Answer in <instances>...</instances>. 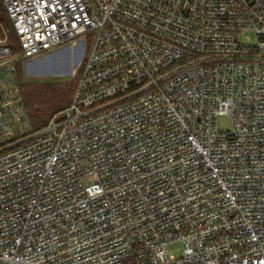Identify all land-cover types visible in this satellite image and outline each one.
<instances>
[{"label": "built area", "instance_id": "built-area-1", "mask_svg": "<svg viewBox=\"0 0 264 264\" xmlns=\"http://www.w3.org/2000/svg\"><path fill=\"white\" fill-rule=\"evenodd\" d=\"M2 1L24 58L94 42L0 142V264H264V0Z\"/></svg>", "mask_w": 264, "mask_h": 264}, {"label": "rangeland", "instance_id": "rangeland-1", "mask_svg": "<svg viewBox=\"0 0 264 264\" xmlns=\"http://www.w3.org/2000/svg\"><path fill=\"white\" fill-rule=\"evenodd\" d=\"M0 40L10 51L9 54L0 57V106H3L0 114V142H2L36 132H31L34 126L37 127L31 118L33 114L49 123L60 111L54 109L58 104L54 102L57 99L53 96L51 86L62 85L64 91L70 92L73 100L77 82L80 80L83 57H87L94 36L92 34L88 36L83 55L76 47L67 44L35 58H24L20 39L3 1L0 0ZM228 122V119H223L222 127L227 126Z\"/></svg>", "mask_w": 264, "mask_h": 264}, {"label": "trees", "instance_id": "trees-1", "mask_svg": "<svg viewBox=\"0 0 264 264\" xmlns=\"http://www.w3.org/2000/svg\"><path fill=\"white\" fill-rule=\"evenodd\" d=\"M16 65V64H15ZM17 82H18V79H17ZM62 85H55V86H51V91L53 93V96L55 99H57V101H54L55 103L58 104L57 108H54L56 110H61V109H64L67 107V105L69 106V104L72 102L71 100V97H70V92L68 91H64V89L61 87ZM78 86V82H77V85L76 87ZM39 87V86H38ZM76 89V88H75ZM39 91V89H38ZM76 91V90H75ZM40 92V91H39ZM22 94V93H21ZM73 96V95H72ZM23 97V96H22ZM61 104H64V105H61ZM36 115V114H35ZM34 114L32 115V120L33 122H36V126H34V130H32L31 132H34V131H37V130H40L42 128H44L45 126H47L48 123H46L45 120L41 119V117H37L35 116ZM29 132V134L31 133ZM19 137H14L10 140L11 141H14L16 139H18Z\"/></svg>", "mask_w": 264, "mask_h": 264}]
</instances>
